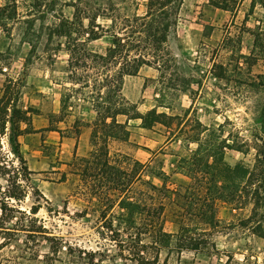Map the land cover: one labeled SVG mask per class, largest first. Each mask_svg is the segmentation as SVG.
Listing matches in <instances>:
<instances>
[{
    "label": "rangeland",
    "instance_id": "rangeland-1",
    "mask_svg": "<svg viewBox=\"0 0 264 264\" xmlns=\"http://www.w3.org/2000/svg\"><path fill=\"white\" fill-rule=\"evenodd\" d=\"M146 2L0 0V96L9 80L13 91L19 93L18 106L29 111L32 118L48 120L50 128L60 126L64 136H78L88 125L92 131L94 121L86 120L90 107L95 109L105 75H98L96 68L88 66L68 67V37L58 35L57 26L61 21L75 20L72 37L81 43L88 23L83 11L91 9L97 14L105 10L118 22L116 16L144 12ZM234 2L231 12L213 6L209 0H184L177 28L168 40L175 58L160 71L143 65L137 77L125 78L123 93L139 112L156 109L165 113V125L155 123L144 130L139 128L140 119H131L127 140L108 143L111 163L128 173L124 182L129 195L136 189H145L144 181L168 188L161 198L165 204V229L171 237L159 251L158 264H264V237L256 231L258 223L264 229V217L247 219L252 214L251 203L246 199L235 203L217 201L215 222L210 226L196 216L186 217L182 199L174 192L178 185L189 183L179 167L180 159L198 147L197 138L200 142L207 138L220 143V154L232 166L242 163L252 167L256 148H264V33L256 41L259 27L264 31V0ZM115 7L118 10L113 11ZM96 22L107 27L111 18L99 15ZM109 41L107 34L90 45L102 52ZM113 73L110 67L108 76ZM36 132L34 129L19 137L24 151L37 142ZM43 140L39 153L34 154L43 160L42 168L35 170L28 162L27 165L35 171L30 185L38 188L48 202L29 188L20 205L28 210L33 203H40L37 216L72 246L71 252L61 247L52 264H135L121 256L112 236L118 217L126 211L115 203L107 213L113 228H107L108 220L100 217L104 200L92 190L94 179L87 177L83 181L74 173L83 155L75 154L66 142L52 144L50 138ZM0 145L9 153L7 134L0 135ZM148 145L152 154L143 149ZM90 150L88 140L83 151ZM63 174L66 179L60 181ZM102 180L97 178L95 183ZM1 183L6 186L3 179ZM106 192L114 201L119 199L118 190ZM263 214L264 209H260L258 215ZM182 220L194 229L208 230L210 243L206 248L177 249L175 236ZM135 222L140 224L138 219ZM128 225L122 221L119 226L121 240H127L122 229ZM141 237L146 242L151 240L148 234ZM24 241V234L18 233L1 249L0 264L38 263L33 255L19 256L26 246L34 248L39 259L50 253L45 240L40 239L38 244Z\"/></svg>",
    "mask_w": 264,
    "mask_h": 264
},
{
    "label": "trees",
    "instance_id": "trees-1",
    "mask_svg": "<svg viewBox=\"0 0 264 264\" xmlns=\"http://www.w3.org/2000/svg\"><path fill=\"white\" fill-rule=\"evenodd\" d=\"M234 1L209 0L213 6L231 12L234 10ZM183 3L184 0H147L144 12L136 11L132 16H116L118 22L107 15L105 10L97 14L91 9L85 10L82 15L88 23L86 29H83L85 37L81 43H78V38L72 37L74 31L71 25L75 20L61 21L57 26L58 35L68 37V67L88 66L96 68L98 75H105L100 87L103 90L98 92L97 101L94 103L96 119L90 133L91 150L88 156L79 158L80 168L74 173L83 181L87 177L94 179L92 190L97 198L104 200L100 217L104 221L108 220L107 228H113L112 218L107 217V213L115 203L126 211L118 217L112 236L117 241L121 256L135 264H158L161 247L170 242L171 234L166 231L164 224L165 204L161 198L163 190L168 188L144 181L145 189H136L129 195L130 189L124 182V175L128 173L121 166L111 163L108 143L110 140H127L130 119H140L141 126L149 129L155 123L165 125L162 119L164 112H157L156 109H150L145 114L139 112L137 105L123 94V83L125 76L136 75L143 65L155 67L160 71L163 65L175 58L169 49L168 40L171 32L177 28ZM95 10L98 12V9ZM112 10L118 9L115 7ZM99 15L111 18V24L104 27L97 23L96 18ZM263 33L259 27L256 41ZM107 34L110 41L102 52L90 45L91 41ZM77 43L82 46L79 47ZM110 67L114 68V73L108 76ZM83 82L86 84L87 80L83 79ZM18 98L19 93L13 91L11 81L6 80L0 96V135H8L10 150L9 153L4 152L0 145V250L14 240L18 233H23L25 243L32 241L38 244L40 239L45 240L50 253L39 259L38 252L26 246L19 256L25 258V254L33 255V258L39 261L36 264H52L57 259L61 247L71 252L72 246L37 216L41 208L40 203H33L28 210L21 208L20 203L28 195L29 188L35 190L34 194L48 201L38 188L30 185L31 175L35 171L27 165L19 137L34 129L31 128L32 117L29 111L18 106ZM120 116H125L126 119L121 120ZM22 123L25 124L24 127L21 126ZM195 140L198 147L188 156L182 157L179 165L189 178V183L185 186L180 184L174 189L182 199L183 214L196 216L212 226L216 218L217 201L235 203L246 199L252 204V214L247 219L264 217V214L258 215V211L264 209V148H256L252 167L242 163L232 166L220 154V143L207 138L202 142L199 138ZM136 164L141 165L138 162ZM97 178L103 179L100 184L95 183ZM1 179L6 182V186L2 185ZM65 179L66 175L63 174L60 181ZM107 189L118 190L119 199L114 201L106 192ZM184 215L182 216L185 217ZM135 219H138L140 224H137ZM122 221L129 223L122 229L126 233V241L120 239L119 226ZM262 230L264 229L258 223L257 234L264 237ZM143 233L148 234L151 240L144 241L141 237ZM207 234V229H194L182 220L175 236V246L178 250L197 251L206 248L210 243Z\"/></svg>",
    "mask_w": 264,
    "mask_h": 264
},
{
    "label": "crops",
    "instance_id": "crops-1",
    "mask_svg": "<svg viewBox=\"0 0 264 264\" xmlns=\"http://www.w3.org/2000/svg\"><path fill=\"white\" fill-rule=\"evenodd\" d=\"M146 66L152 67L149 65H146ZM142 70H143V66L140 68L138 73L140 74ZM138 73L136 75H127V76L137 77ZM127 76H125V78ZM125 78H124V83H125ZM124 83H123V87H124ZM91 111H92V115H91ZM95 119H96V111L93 107H90V115L87 118L86 122L91 123ZM59 123H61V121ZM32 124L34 125V129L37 130V132L34 133L38 135L36 139L37 142L32 147L30 146L26 147L25 151L23 150V147L21 145V151L24 154V157L27 159L28 164H31L32 168H34L35 170L42 168L43 160L34 157V154L39 153V149H40L39 145L42 142V138H44V140L50 138V141L52 144H63L64 142H66L68 146L73 147L75 154H81L83 156H88L89 152L87 153L83 150H84V146L87 145L88 140H90V133H91L90 125L86 126V128L78 136L69 137V136L62 135V131H60L61 130L60 126H58L57 128H50L49 122L46 119H41V118L36 119V117H33ZM139 128L144 129V130H149V128H144L142 126H140ZM26 135H29V133H27ZM23 136H20V137H23ZM143 149L145 151L150 152V154H152V148L150 147V145H148V147H145Z\"/></svg>",
    "mask_w": 264,
    "mask_h": 264
}]
</instances>
